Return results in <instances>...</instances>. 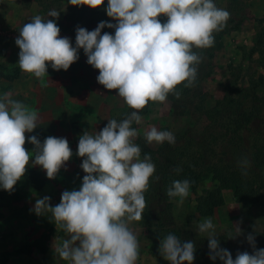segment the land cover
<instances>
[{
  "label": "clouds",
  "instance_id": "clouds-1",
  "mask_svg": "<svg viewBox=\"0 0 264 264\" xmlns=\"http://www.w3.org/2000/svg\"><path fill=\"white\" fill-rule=\"evenodd\" d=\"M69 3L96 9L104 0ZM106 12L116 23L101 22L92 31L78 27L75 47L69 38L61 37V29L52 19L45 21L39 15L23 25L15 41L20 48V70L41 82L49 65L55 71H67L79 59L82 48L87 63L99 70L98 83L107 90H117L125 104L135 110L119 122L108 120L95 134L86 131L80 137L77 154L84 158L81 167L86 175L79 190L64 191L54 207L49 204L50 197L35 203L37 215L51 212L56 227L68 234L55 251L70 264H137L139 242L129 224L143 219L144 193L156 168L150 155L141 159V148L134 143L138 131L133 122H142L139 113L149 102H166L169 94L179 98L177 86L194 85L202 61L194 49L212 47L214 33L222 31L230 18V12L214 0H108ZM59 15L56 10L48 13L49 17ZM162 16L167 18L165 22L159 19ZM105 27L114 28L115 34L102 35ZM38 121L37 111L12 99L10 93L0 95V188L9 193L30 163L41 166L47 177L54 179L73 155L66 138L49 136L41 143L36 136L26 137ZM144 136L149 144L176 142L172 132L155 126ZM26 140L35 145L34 152L25 148ZM247 163L245 160L241 166ZM189 189V180H175L167 195L179 197L182 203ZM197 231L208 234L213 261L264 264V249H255L251 234L247 239L254 254L238 252L233 259L227 249L220 248L211 217L199 223ZM159 251L171 264H192L195 259L194 243H182L174 234L161 239Z\"/></svg>",
  "mask_w": 264,
  "mask_h": 264
},
{
  "label": "rangeland",
  "instance_id": "rangeland-1",
  "mask_svg": "<svg viewBox=\"0 0 264 264\" xmlns=\"http://www.w3.org/2000/svg\"><path fill=\"white\" fill-rule=\"evenodd\" d=\"M215 4L230 12V17L238 20L240 15H234L237 9L244 16L237 29L231 30L222 36V46L215 50L212 57H207L210 63V73L201 83L202 92L206 95V107H213L215 102L224 95V86L236 69H241V75L246 70L256 76H264L263 64L256 63L258 54L248 58L249 49L256 34L264 25V0H238L233 4L230 0H214ZM69 0H62L61 5L44 8L36 0H0V95L10 93L11 98L23 102L31 110L38 113L37 128L26 133V137L36 136L43 141L49 137L66 138L73 155L61 168L54 179L47 177L46 170L37 165L29 164L28 168L35 169L41 178L40 188L30 186L23 178L17 182L14 190L9 193L2 191L0 196V252L7 253L4 264H70L59 257L55 248L61 244L68 234L56 227L51 212L37 215L33 210L38 199L50 197L49 204L56 206L61 202L64 191L79 190L86 173L81 165L83 157L78 153L80 137L87 131L91 134L102 130L114 115H124V101L117 95V90H107L98 83L99 70L87 63L84 50H79V59L65 71H55L49 65L47 75L43 82L34 76L22 72L19 68L20 48L15 43L19 37V30L24 24L31 22L34 16L39 15L45 21L52 19L60 25L61 37H67L75 47L76 33L62 30L64 26L69 29L83 27L88 31L95 30L102 20L115 24L116 21L106 12L108 0L99 10L85 5L84 16L80 21H69L65 18ZM51 10L60 12L58 18L49 17ZM161 22H165L159 17ZM104 33L115 34L114 28L105 27ZM207 56V55H206ZM207 60V59H206ZM245 80V77H244ZM243 80V81H244ZM247 80H245V83ZM47 100V102L44 101ZM45 111V112H44ZM51 111V112H50ZM140 124L133 123L138 136L134 143L139 147L147 146L155 149L156 142L149 144L144 136L146 130L152 126L158 130L170 131L175 138L184 131L190 130L193 134L206 124L205 118H195L190 115H173L168 100L163 103L150 102L148 113L141 116ZM25 148L34 152L35 145L26 140ZM144 157L141 155V159ZM34 161L35 156L31 157ZM33 166V167H32ZM212 183L205 181L200 184L196 193L189 190V195L180 202L179 197L172 199L171 226L180 231L190 232L194 239H208V234L197 231L199 223L205 218L199 217L195 210V197ZM2 189V188H0ZM223 204L218 206L212 216L215 225L214 235L231 233L239 236L245 228L252 224L255 228L264 231V196L257 204L246 206L237 202L230 189L223 190ZM7 205V207H5ZM159 208L160 209V204ZM130 229L139 242V259L137 264H171L160 254V241L169 231L159 227H147L139 222H131ZM211 231V230H210ZM43 235L45 237H43ZM180 238L181 234H174ZM42 239L46 246L45 251L32 247L35 239ZM197 246L196 244H194ZM198 247V246H197ZM203 249V245L200 246ZM30 248V252L26 250ZM192 264H209L212 259L206 255L205 249L196 254ZM0 264H3L0 262ZM187 264V262H185Z\"/></svg>",
  "mask_w": 264,
  "mask_h": 264
},
{
  "label": "trees",
  "instance_id": "trees-1",
  "mask_svg": "<svg viewBox=\"0 0 264 264\" xmlns=\"http://www.w3.org/2000/svg\"><path fill=\"white\" fill-rule=\"evenodd\" d=\"M44 8L60 6L62 0H36ZM237 4L238 0H230ZM237 9L233 16L240 15L235 21L232 17L227 21L226 27L214 33V45L207 49H194L202 61L198 65L197 79L192 87L177 86L179 98L175 94H169L167 100L173 115H190L195 118H205L206 124L193 134L190 130L179 134L175 144L164 142L157 148L147 146L140 147L141 155H150L156 171L150 179L149 187L144 193L146 207L144 209L142 225L155 226L169 231V234H181V242L191 241L197 246L195 253L200 254L203 249L210 256L209 240L193 238L190 232L180 231L171 226L172 199L167 195L169 187L175 180H189L190 191L196 193L201 183L209 181L212 186L203 190L195 197V210L199 217H210L214 210L223 204V190L230 189L237 202L246 206H253L260 202L264 196V76H256L254 71L246 70L241 75V69H236L232 79H228L224 86V95L217 100L213 107L207 108L206 95L202 92L201 83L203 78L210 73V63L207 57H212L215 50L222 46L221 38L231 30L237 29L244 16ZM96 10H99L97 8ZM85 6L67 7L65 18L69 21H80L84 16ZM166 21V17H161ZM264 21V18L262 19ZM107 22V20H102ZM60 27V25L57 24ZM62 30H76L64 26ZM106 29H103V32ZM258 54L256 63L261 62L264 66V25L256 34L253 44L249 49L248 58ZM207 55V56H206ZM207 59V60H206ZM247 82L245 83V80ZM244 80V81H243ZM148 105L140 111L143 116L148 113ZM124 115L112 116L118 122L125 119L134 109L129 108L124 102ZM134 123V122H133ZM133 126V125H132ZM247 160V165L241 166ZM182 169L179 173L175 170ZM159 177V180L156 177ZM30 186L40 188L42 185L39 173L32 168L22 177ZM0 189V196L2 191ZM160 204V209L159 205ZM255 238V249H264V231L250 224L241 235L232 236L231 233L215 235L222 249H227L233 259L237 253L248 252L254 254L253 245L247 237ZM46 236V235H45ZM43 235V237H45ZM204 246L203 249L200 246ZM35 247L45 251L43 240L35 239L31 248ZM30 252V248L26 250ZM7 253L0 252V262H6ZM204 264V263H200ZM209 264H223L217 258Z\"/></svg>",
  "mask_w": 264,
  "mask_h": 264
},
{
  "label": "crops",
  "instance_id": "crops-1",
  "mask_svg": "<svg viewBox=\"0 0 264 264\" xmlns=\"http://www.w3.org/2000/svg\"><path fill=\"white\" fill-rule=\"evenodd\" d=\"M45 102H47V100L44 99ZM45 112V111H44ZM51 112V111H50ZM33 167V166H32ZM34 168L37 169V165H34ZM38 170V169H37ZM7 207V205L5 206Z\"/></svg>",
  "mask_w": 264,
  "mask_h": 264
}]
</instances>
